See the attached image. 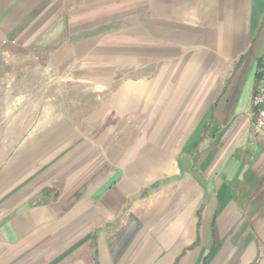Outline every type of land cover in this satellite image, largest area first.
Listing matches in <instances>:
<instances>
[{
	"label": "crops",
	"instance_id": "1",
	"mask_svg": "<svg viewBox=\"0 0 264 264\" xmlns=\"http://www.w3.org/2000/svg\"><path fill=\"white\" fill-rule=\"evenodd\" d=\"M263 38L264 0H0V264H264Z\"/></svg>",
	"mask_w": 264,
	"mask_h": 264
},
{
	"label": "built area",
	"instance_id": "2",
	"mask_svg": "<svg viewBox=\"0 0 264 264\" xmlns=\"http://www.w3.org/2000/svg\"><path fill=\"white\" fill-rule=\"evenodd\" d=\"M257 86L251 103V125L254 133L264 138V63L257 69Z\"/></svg>",
	"mask_w": 264,
	"mask_h": 264
},
{
	"label": "rangeland",
	"instance_id": "3",
	"mask_svg": "<svg viewBox=\"0 0 264 264\" xmlns=\"http://www.w3.org/2000/svg\"><path fill=\"white\" fill-rule=\"evenodd\" d=\"M261 45L263 46V52L261 53L262 56H264V38L261 39ZM0 58H1V62L2 64L7 67V68H10V63H12L15 59H16V55L13 51H10V50H3L0 54ZM264 58V57H263ZM8 73H10L11 71H6ZM19 74L22 73V71L18 70L17 71ZM52 72H49L48 73V77L50 79H54V78H57L56 80L62 84L64 80L68 79V77H70L69 75H56V74H51ZM54 77V78H53ZM54 88H58V90L60 89L61 91L65 88H70L68 86H60V87H56L54 86Z\"/></svg>",
	"mask_w": 264,
	"mask_h": 264
}]
</instances>
